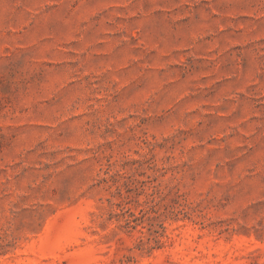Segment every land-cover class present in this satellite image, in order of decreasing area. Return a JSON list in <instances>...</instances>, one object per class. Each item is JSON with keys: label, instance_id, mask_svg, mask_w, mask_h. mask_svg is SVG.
I'll list each match as a JSON object with an SVG mask.
<instances>
[{"label": "rangeland", "instance_id": "1", "mask_svg": "<svg viewBox=\"0 0 264 264\" xmlns=\"http://www.w3.org/2000/svg\"><path fill=\"white\" fill-rule=\"evenodd\" d=\"M0 264H264V0H0Z\"/></svg>", "mask_w": 264, "mask_h": 264}]
</instances>
